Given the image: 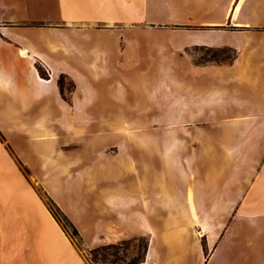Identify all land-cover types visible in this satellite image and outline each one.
I'll return each instance as SVG.
<instances>
[{"label":"crops","instance_id":"1","mask_svg":"<svg viewBox=\"0 0 264 264\" xmlns=\"http://www.w3.org/2000/svg\"><path fill=\"white\" fill-rule=\"evenodd\" d=\"M136 20L179 21L185 26L179 33L194 34L181 44L187 55L189 48L228 50L233 59H186L195 77L174 80L177 104L171 97L172 106L164 107L168 130L178 135L133 139L130 156L85 142L83 202L93 200L100 211L98 223H89L95 248L145 238L143 264H264V93L249 107L223 96L234 84L264 79V0H0V111L17 117L58 93L60 71L49 49L14 28L26 21ZM9 143L0 131V264H68L71 258L90 264L44 206L42 180ZM155 148L161 166L151 173ZM135 150L151 156L140 160ZM75 164L57 168L66 175Z\"/></svg>","mask_w":264,"mask_h":264},{"label":"rangeland","instance_id":"2","mask_svg":"<svg viewBox=\"0 0 264 264\" xmlns=\"http://www.w3.org/2000/svg\"><path fill=\"white\" fill-rule=\"evenodd\" d=\"M44 22L26 21L14 31L40 49L50 50V59L60 71L58 93L38 99L33 109L17 117L0 111V131L20 152L21 163L42 180L38 190L44 206L52 213L43 190L76 226L80 234L77 239L65 222L52 214L90 264H134L144 252L145 238L95 248L89 223H98L100 211L93 200L89 204L83 202L86 181L84 165L79 163L81 157L88 156L84 147L87 142L98 148L106 144L110 145L108 153L130 156L133 139H146L148 133L160 141L178 135L177 131L168 130L164 107L172 106L171 97L177 104L180 90L174 80L195 77L194 68L185 63L186 59L194 60L196 55L199 61L224 60L233 54L228 50L189 48L187 55L181 44L194 34L185 30L179 33L185 26L175 20L129 21L133 25H126V21H99L98 25L73 26H51ZM9 58L15 60L13 54ZM42 74H46L44 69ZM26 77L29 78L28 73ZM233 88L230 86L231 93L226 91L223 96L234 95L240 102L238 106H253L264 93V79L234 84ZM17 120L20 125L23 123V128ZM175 122L178 123V118ZM80 128L85 131L77 137ZM76 141H82L81 146L63 148ZM36 145L39 148L35 152ZM154 150L149 159L150 166L153 165L151 173L161 166L158 158L161 149ZM143 151L135 150L134 154L143 160L142 157L150 155ZM66 162L76 164L64 175L57 166ZM22 170L25 172L23 167ZM42 221H48L45 211ZM68 264L79 263L71 258Z\"/></svg>","mask_w":264,"mask_h":264},{"label":"trees","instance_id":"3","mask_svg":"<svg viewBox=\"0 0 264 264\" xmlns=\"http://www.w3.org/2000/svg\"><path fill=\"white\" fill-rule=\"evenodd\" d=\"M230 59H233V56L229 57ZM24 170L26 173H29V170L24 167ZM43 193L47 196L50 208L52 209V214L59 220L62 219L65 222V227L71 231V234L73 237L80 238V234L76 226L70 221V219L63 213V211L58 207V205L46 194V192L43 190ZM147 248V240L145 239V245H144V252L142 255H140L135 261L138 262L139 264H143L144 261V256H145V250ZM94 250V249H93ZM92 250V251H93Z\"/></svg>","mask_w":264,"mask_h":264},{"label":"bare ground","instance_id":"4","mask_svg":"<svg viewBox=\"0 0 264 264\" xmlns=\"http://www.w3.org/2000/svg\"><path fill=\"white\" fill-rule=\"evenodd\" d=\"M21 54L24 55V56H26L27 55V51L26 50H23V51H21Z\"/></svg>","mask_w":264,"mask_h":264}]
</instances>
